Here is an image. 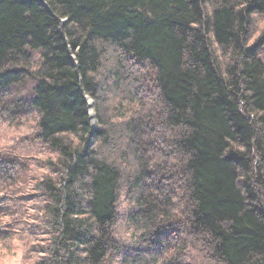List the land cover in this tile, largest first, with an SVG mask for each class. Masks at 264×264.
Here are the masks:
<instances>
[{"label": "trees", "instance_id": "trees-1", "mask_svg": "<svg viewBox=\"0 0 264 264\" xmlns=\"http://www.w3.org/2000/svg\"><path fill=\"white\" fill-rule=\"evenodd\" d=\"M263 53L264 0H0V240L12 208L29 264H264Z\"/></svg>", "mask_w": 264, "mask_h": 264}, {"label": "rangeland", "instance_id": "rangeland-1", "mask_svg": "<svg viewBox=\"0 0 264 264\" xmlns=\"http://www.w3.org/2000/svg\"><path fill=\"white\" fill-rule=\"evenodd\" d=\"M262 60L264 62V53L262 54ZM33 87H34V82L33 81H27L24 83L22 86L16 89H21V91L24 93V95L28 98L33 97ZM20 91V92H21ZM5 126L0 125V141L1 142H10L13 141V131L5 129ZM4 128V129H3ZM12 136V138H10ZM31 175V174H30ZM28 184V183H27ZM21 189H19V192H17L15 195L20 196L24 193H28L27 190L30 188L29 185H27ZM7 193V191H0V196ZM15 204H21L24 207V211L28 212V206L30 204L23 202H18ZM118 207L123 212L124 214L127 213L129 209L128 201L124 198L121 197L119 202H118ZM13 208L18 209L19 211V206H14ZM28 208V209H27ZM13 209L11 208L9 212V216L4 217V221H8V223H12L13 227L12 229V234L14 235L13 238L11 239H6V240H0V264H29L28 259L26 258V253L25 250L27 249L28 241L25 238H21L19 236V216L20 213L14 212L12 214ZM29 214H32V211L29 210ZM15 216L16 218H13L12 216ZM25 216L27 214L25 213ZM119 232L123 235L124 239H132V234L131 230L127 229V226L123 225L121 223L120 225V230ZM29 249V248H28Z\"/></svg>", "mask_w": 264, "mask_h": 264}, {"label": "water", "instance_id": "water-1", "mask_svg": "<svg viewBox=\"0 0 264 264\" xmlns=\"http://www.w3.org/2000/svg\"><path fill=\"white\" fill-rule=\"evenodd\" d=\"M87 101H88V109H89V112L91 114V117L93 118V115H94V110H93V101L91 98L87 97Z\"/></svg>", "mask_w": 264, "mask_h": 264}]
</instances>
